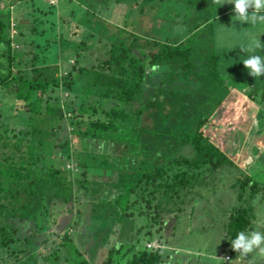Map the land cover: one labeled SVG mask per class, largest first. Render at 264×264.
<instances>
[{"label": "trees", "instance_id": "1", "mask_svg": "<svg viewBox=\"0 0 264 264\" xmlns=\"http://www.w3.org/2000/svg\"><path fill=\"white\" fill-rule=\"evenodd\" d=\"M94 1L89 4L93 10L101 5L111 14L112 4L114 13L124 16L122 25L112 24L116 33L104 26L103 32L87 34L84 39L94 36L99 49L90 51L103 59L63 76H57L60 70L49 66L51 60L41 61L37 52L28 64L31 67L15 68L19 56L12 49L11 30L18 31V25L12 29L9 9L0 10V90L13 88L3 96L22 103L28 115L27 120L24 113L13 116L15 102L0 100L4 109L0 113V264L6 262L4 251L17 252L12 246L19 239L15 236L28 223L40 231L51 228L54 202L67 206V221L75 214L103 225L93 232V242L103 244L106 237L116 235L100 264H208L199 252L183 255L178 249L168 254L163 245L184 211L179 203L213 173L221 170L220 174L230 177L238 169L224 145L216 143L213 134H205L206 127H218L222 119V128L227 129L242 114L235 108L242 94L221 75L222 64L215 52L210 13L217 0ZM132 4L154 12L146 33L127 30L133 24L134 9H127ZM37 9L38 15L45 13ZM66 38L65 45L74 43ZM69 55L75 65L80 56ZM260 78L249 98L264 112V75ZM256 80L247 79L248 84ZM62 89L70 111L59 105ZM260 112L253 114L254 126L262 121ZM66 114L70 130L59 143L60 131L66 130ZM14 118L19 129L9 128ZM74 170L79 177L71 179ZM103 176L107 181L100 179ZM242 178L235 185H240V196L255 192L258 185L246 181L249 176ZM79 192L83 199L78 203L85 208L74 212L71 203ZM135 212L148 218L146 224H153L144 236H154L157 244L155 240L142 243L133 229L126 230L129 242H122L123 224H133ZM55 226L56 231L62 230ZM247 226L245 217L231 216L229 241ZM70 236L63 233L50 252L28 251L25 260L17 259L16 264H93Z\"/></svg>", "mask_w": 264, "mask_h": 264}, {"label": "rangeland", "instance_id": "2", "mask_svg": "<svg viewBox=\"0 0 264 264\" xmlns=\"http://www.w3.org/2000/svg\"><path fill=\"white\" fill-rule=\"evenodd\" d=\"M94 2L97 3V0ZM226 2L227 0H217V4L211 9L213 40L215 52L222 64L223 74L221 73V75L229 82L228 85L230 87H235L242 94L236 98L238 103L236 104L237 107H235L237 110L241 109L242 114L239 118H236L238 119L236 120L237 123L230 124L227 129L222 128L224 125V119H222L218 127H206L205 134H213L216 143L221 142L224 145V151L235 161L236 166L239 167L238 170H243V173L248 174L246 176H249L251 179H257L256 183L259 185L256 188V192L251 195L252 199H249L250 197L246 198V196L241 197L236 189L231 187L233 184V180L231 179L233 177H226L225 174H220L221 170L213 173L211 179L203 182L206 185L204 188L200 187L202 183L200 186H196V190H194L196 196L201 197L203 200L201 216L196 217L194 214H187L182 217L181 219H188V225L191 229L184 236L181 233H176L177 237L168 238V244L163 245V250H166L168 254L171 253L172 249L178 248L201 250L199 254L202 255L203 263L208 258L209 262L213 263L214 260L220 264H264V256H260L258 250L245 255H242L240 252H234L231 248L228 234H224V230L225 232L228 230L224 227L228 222L227 215L230 218L231 216L235 218L241 217L242 219L245 217L248 225L245 232L260 231L264 233V192H262L264 188L260 186V184L264 185V112L249 98L251 89L259 85L261 76H250L242 64V61L249 55L255 54L264 57V22L242 23L237 21L234 17V5ZM92 3L93 0H90L89 3L87 0H83V2L77 0H0V10L6 12L9 9V13L11 14V28L13 29L16 24L18 25V31L16 28L15 30H11V33H14V35L17 32V35H13L14 39L11 40L13 43L12 49L19 56L15 68L31 67L28 64L34 52L39 54L41 61L51 60L49 66L60 70V72H57V76H63L65 72H73L74 69L89 68L92 63H96L100 59L102 60L103 57L100 54L90 51L91 48L96 51L99 50L97 43L95 42L94 44L92 41H95V37H90L89 40H85L84 37L87 34L94 33L96 35L97 32H103L104 26H108L110 31L116 33L117 28L116 26L113 27L112 24L121 26L124 16L120 12L114 13L115 9L113 10L112 4H110V10L113 11L111 14L107 9H103L101 5L93 10L89 6ZM37 8L45 13L38 15L36 12L38 11ZM127 9H134L130 15V21L133 24L131 26L130 24L127 25V30L137 31V34H141L146 33L152 27L151 16L154 13L151 10L152 8L145 7L142 9L132 4L127 5ZM140 10H142V13H139ZM248 11L251 13L252 9ZM260 14L264 15V12ZM106 20H110L107 21L108 24H106ZM19 31L22 32L23 36H20ZM73 32H75V35L72 34ZM66 35L73 39V44L65 45ZM124 36L126 34H123ZM257 44L258 46H256ZM14 45L16 47H13ZM69 54L80 56L79 59L76 58L77 63L75 65H73L74 63H70V61L74 60V57ZM83 55H86L87 60H83ZM201 70L202 66H198L197 71ZM82 76L86 78L84 75ZM77 77L79 78L78 75ZM248 78L257 80L254 84H248ZM82 80L80 79V82ZM12 89L0 90V100L12 102L13 104L15 102L14 100L11 101L13 98L3 96ZM75 91H78L77 84H75ZM59 94H61L59 101L61 109L63 111H70L68 100H64L65 97L67 98V92L62 89L61 93L58 91ZM14 104L16 112L12 113L13 116L18 113H24L25 115L26 109H23L22 103L15 102ZM235 108L233 106L231 110ZM3 110L0 108V113ZM259 111H261L259 116L262 118V121L254 126L253 114L259 113ZM25 117L27 120L28 115L26 114ZM16 121H18L16 118L12 119L9 128L19 129L20 125L15 124ZM63 123L66 130L60 131L58 136L59 143L64 142L70 130L68 116H66ZM70 167L73 166L70 165ZM227 168L228 166L222 170H226ZM232 170L233 168H231ZM118 176L116 174L112 179L115 180ZM76 177H79V173L74 170L71 179ZM100 179L107 181L108 178L103 176ZM82 199L83 195L81 192L77 193L74 197L75 201L71 203V207L75 208L74 212H76L77 207L81 211L85 208L84 206L82 209L78 203V201L82 202ZM191 201L195 204L194 200ZM179 204L181 205L182 203ZM67 212V206L64 203L56 204L54 202L51 207V218L49 219L52 225L51 228L46 227L44 231H40L37 229V226L28 223L29 226L22 229V234L19 231L15 236L19 239L12 246L17 249V252H14L13 248L4 251V260H6L4 264H16L17 259L24 261L25 254L35 248H37L38 254L43 249L50 252L53 245L59 244V237L63 233L71 235L70 237L73 239L76 247L86 250V259L93 260V264H100L106 257L107 249L111 248L115 243L116 235L112 234L110 237H106L103 244L93 242L90 239L93 232L103 225L92 222L87 218L88 216L78 219L75 214L71 221H67L64 218ZM146 219L148 218L143 215L137 216L136 214L133 218V224L129 223L127 226V223L124 222L123 225L126 226V229L124 228V231L121 232L122 242L127 243L128 241L127 238L129 236L126 230L130 231L133 229V232L137 233L136 238L142 239V243L147 240L151 242L155 240L154 244H157L154 236H144L146 229L153 227V224L148 225L145 223ZM70 222L73 224L69 227ZM180 223H183V220H180ZM201 224L204 225L203 228L199 226ZM55 225L60 226L62 230L56 231ZM96 227H98L97 230ZM216 227L217 231L214 233ZM68 228H71V230ZM138 228L143 229L138 232ZM208 228L209 230L205 232ZM179 232L183 233V229H180ZM175 238H177L179 243L175 241ZM176 256L177 258L179 257V255ZM220 257L222 259L227 257L229 260L223 262L219 260ZM191 260L194 262L193 258H189V262L192 263Z\"/></svg>", "mask_w": 264, "mask_h": 264}, {"label": "clouds", "instance_id": "3", "mask_svg": "<svg viewBox=\"0 0 264 264\" xmlns=\"http://www.w3.org/2000/svg\"><path fill=\"white\" fill-rule=\"evenodd\" d=\"M226 3L234 5V17L237 21L242 23L264 22V15L260 14L264 12V0H227ZM249 9H252L251 13H249ZM242 64L250 76L260 77L264 75V57L255 54L249 55L242 61ZM66 116L69 117V114H66ZM231 248L234 252H240L242 255L258 250V254L264 256V233L260 231H240L236 234L235 239L231 241ZM214 258L216 257L214 256Z\"/></svg>", "mask_w": 264, "mask_h": 264}, {"label": "crops", "instance_id": "4", "mask_svg": "<svg viewBox=\"0 0 264 264\" xmlns=\"http://www.w3.org/2000/svg\"><path fill=\"white\" fill-rule=\"evenodd\" d=\"M234 163H235V161H234ZM236 165V164H235ZM237 168H239L238 166H236ZM234 170V169H233ZM244 171L242 170V171H239L238 169H236V170H234V172L233 173H231V174H229V175H231L230 177H233L231 180H233V184L231 185V187L232 188H234V189H236V191H237V193H239V194H241V192H240V185L238 184V186H235L236 185V183H237V181H241V180H243V179H236V178H239V177H243V176H246V175H248V174H246V173H244L243 175H242V173H243ZM246 181H248V182H251L252 183V185H253V183H256L257 182V179H251V178H249L248 180H246ZM250 183V184H251ZM257 184V183H256ZM257 185H259V184H257ZM260 186H262L263 188H264V185H262V184H260ZM202 191V190H201ZM239 191V192H238ZM252 190H249L248 192H247V194H245V195H242V196H246V198H248V197H250L249 199H252V197H251V195L253 194V193H255L256 192V190H255V192H251ZM262 192H264V189L262 190ZM238 195V194H237ZM241 196V197H242ZM264 197V196H263ZM194 200V202H195V204L194 203H192V201L191 200ZM262 199V198H261ZM262 201V200H261ZM202 203H203V200H202V198L201 197H198V196H196V193H194V194H191L190 196L188 195L187 197H186V199L184 198V202H182V204L180 205L179 204V207H183V209H184V211L181 213V216H179V219L177 218L175 221H174V224L176 225V229H175V231H174V234L172 235V237H175L176 235V233H181L182 234V236H184L185 234H186V232L188 231V230H190L191 229V227L188 225V219H181L182 217H184L185 215H187V214H189V215H192V214H194V215H196V217H199V216H201V214H202V207H201V205H202ZM184 214V215H183ZM229 218H230V216H228L227 215V225L226 226H224L225 228H229V223H230V221H229ZM180 220H183V223H180L179 224V221ZM174 225V226H175ZM185 226V232H184V226ZM201 228H203L204 227V225L203 224H201V225H199ZM180 229H183V233L182 232H179V230ZM209 230V228L207 229V230H205V232H207ZM216 231H217V227H216V230L214 231V233H216ZM227 234L228 232H227V230H226V232H225V230H224V234ZM177 237V236H176ZM176 240V242H178V240H177V238H175ZM222 240H223V236H222ZM214 242H216V241H214ZM179 243V242H178ZM178 249H180V250H182L181 252H184L183 253V255L184 254H196L197 252H199V251H201V250H189V249H186V248H178ZM178 249H172V250H178ZM227 258V257H226ZM226 258L224 257V259H222L221 257L219 258V260H222L223 262H225V261H228L229 259H227L226 260ZM210 263H212V262H210ZM212 264H220L218 261L217 262H215L214 260H213V263Z\"/></svg>", "mask_w": 264, "mask_h": 264}, {"label": "built area", "instance_id": "5", "mask_svg": "<svg viewBox=\"0 0 264 264\" xmlns=\"http://www.w3.org/2000/svg\"><path fill=\"white\" fill-rule=\"evenodd\" d=\"M12 35L14 34V33H11ZM226 259H228V258H226Z\"/></svg>", "mask_w": 264, "mask_h": 264}]
</instances>
